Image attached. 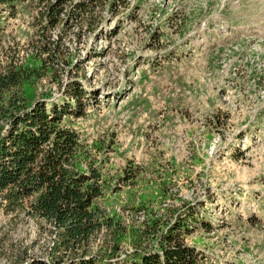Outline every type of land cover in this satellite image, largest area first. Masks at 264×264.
Returning <instances> with one entry per match:
<instances>
[{"label": "rangeland", "instance_id": "obj_1", "mask_svg": "<svg viewBox=\"0 0 264 264\" xmlns=\"http://www.w3.org/2000/svg\"><path fill=\"white\" fill-rule=\"evenodd\" d=\"M28 3L1 12L0 63L40 67L23 84L28 104L82 93L80 116L62 121L101 174L99 213L121 222L109 257L134 241L159 251L185 219L198 264H264V0H67L48 29ZM45 38L57 58L36 55ZM105 236L87 255H110ZM54 237L0 197V264H49Z\"/></svg>", "mask_w": 264, "mask_h": 264}, {"label": "trees", "instance_id": "obj_2", "mask_svg": "<svg viewBox=\"0 0 264 264\" xmlns=\"http://www.w3.org/2000/svg\"><path fill=\"white\" fill-rule=\"evenodd\" d=\"M29 1L38 5V24L45 29L59 23L67 3L0 0V16L5 10L14 15L17 4ZM76 5L83 10V3ZM36 45V55L45 53L49 59L57 58L53 56L56 48H52L51 41L41 39ZM17 59L12 56L0 63V197L6 201L7 211L23 210L51 226L55 237L49 246L54 251L49 264H60L65 256H70L68 264H198L194 249L182 238V232L188 231L185 219L165 234L166 239L157 247L159 251L148 252L139 248L141 242L134 241V252L117 260L109 257L118 255L116 240L121 222H111L99 213L94 201L101 193V174L91 162L83 163L82 158L89 157L78 133L62 121L64 115L80 116L82 93L70 85L66 88L68 99L61 105L51 103L47 107L43 100L26 103L23 84L40 77V67ZM71 99L75 103L71 104ZM102 231L106 236L100 247L110 255H87L90 241ZM22 264L46 262L34 257Z\"/></svg>", "mask_w": 264, "mask_h": 264}]
</instances>
